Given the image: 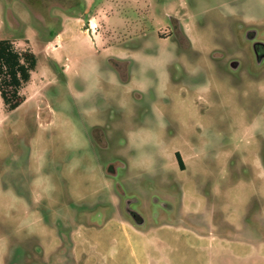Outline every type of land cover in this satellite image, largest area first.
<instances>
[{
    "label": "rangeland",
    "instance_id": "1",
    "mask_svg": "<svg viewBox=\"0 0 264 264\" xmlns=\"http://www.w3.org/2000/svg\"><path fill=\"white\" fill-rule=\"evenodd\" d=\"M0 40V264H264V0H0Z\"/></svg>",
    "mask_w": 264,
    "mask_h": 264
},
{
    "label": "trees",
    "instance_id": "2",
    "mask_svg": "<svg viewBox=\"0 0 264 264\" xmlns=\"http://www.w3.org/2000/svg\"><path fill=\"white\" fill-rule=\"evenodd\" d=\"M37 59L29 49L19 51L9 40H0V98L6 111L17 109L25 97L21 90L28 84ZM176 159L182 166L180 154Z\"/></svg>",
    "mask_w": 264,
    "mask_h": 264
},
{
    "label": "flooded vegetation",
    "instance_id": "3",
    "mask_svg": "<svg viewBox=\"0 0 264 264\" xmlns=\"http://www.w3.org/2000/svg\"><path fill=\"white\" fill-rule=\"evenodd\" d=\"M253 56H254V58H255V60H256L258 65H261V64L264 63V44L263 43L254 44V46H253ZM175 157H176V155H175ZM177 163H178V161H177ZM178 166H179L180 170H184L185 169V167L183 165L181 166L179 163H178Z\"/></svg>",
    "mask_w": 264,
    "mask_h": 264
},
{
    "label": "crops",
    "instance_id": "4",
    "mask_svg": "<svg viewBox=\"0 0 264 264\" xmlns=\"http://www.w3.org/2000/svg\"><path fill=\"white\" fill-rule=\"evenodd\" d=\"M69 20H70V22H73V24H74V22H76V21H81L80 18L69 19ZM117 217H118V216H117ZM116 220L118 221V223H117V227H118V228H119L124 234L128 235L130 229H131V231H135L136 234L138 233L137 230H133V228H131L127 223H125V221L122 220L121 217H118ZM75 246H76V245H72V247H75ZM76 249H77V247H76ZM77 250H78V249H77Z\"/></svg>",
    "mask_w": 264,
    "mask_h": 264
}]
</instances>
